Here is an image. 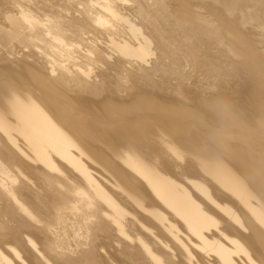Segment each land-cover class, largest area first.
I'll return each instance as SVG.
<instances>
[{
    "label": "bare ground",
    "instance_id": "bare-ground-1",
    "mask_svg": "<svg viewBox=\"0 0 264 264\" xmlns=\"http://www.w3.org/2000/svg\"><path fill=\"white\" fill-rule=\"evenodd\" d=\"M0 264H264V0H0Z\"/></svg>",
    "mask_w": 264,
    "mask_h": 264
},
{
    "label": "rangeland",
    "instance_id": "rangeland-1",
    "mask_svg": "<svg viewBox=\"0 0 264 264\" xmlns=\"http://www.w3.org/2000/svg\"><path fill=\"white\" fill-rule=\"evenodd\" d=\"M9 260H12V262H14L15 261V258H16V254L15 253H13V252H10L9 254H8V257H7Z\"/></svg>",
    "mask_w": 264,
    "mask_h": 264
}]
</instances>
